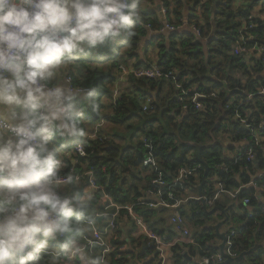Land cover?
<instances>
[{"label":"trees","instance_id":"trees-1","mask_svg":"<svg viewBox=\"0 0 264 264\" xmlns=\"http://www.w3.org/2000/svg\"><path fill=\"white\" fill-rule=\"evenodd\" d=\"M160 1L165 3L169 13L171 3L175 4L173 14L177 19L182 17V1ZM233 1L193 0V17H198L200 10L205 20L202 30L203 37L210 38L207 46L181 32L170 35L168 45L161 36L157 66L163 78L149 80L129 76L126 91L113 102V112L107 118L112 127L108 134L97 125L102 119L101 113L90 120L93 127H98L101 139L89 141L88 157L80 161L94 171L96 179L119 206L134 204L138 197H146L148 191L154 193L150 199L155 202L161 199L170 204L177 199L184 201L179 209L191 231L186 240L181 233L160 227L165 221L168 223L169 209L144 206L135 209L152 232L167 235L169 242L182 241L172 248V264H195L192 258L219 252L220 239L215 225L223 221L225 215L220 210L210 213L215 207L227 210L228 221L223 225L227 227L226 252L233 258L244 254L243 259L232 264H264V178L256 180L259 190L244 187L264 169V94L261 93L264 58L247 60L230 54L235 34L255 7L262 4L264 11V0H252L246 7L239 8L233 6ZM214 7L216 10L212 12ZM145 21L153 30L161 28L155 16L146 15ZM259 33L264 43L263 25ZM144 36L141 32L133 38L130 52L136 50ZM120 63L116 57L108 70L101 73L105 77L101 100L111 93L110 86L116 78L114 70ZM169 73L172 75L168 77ZM146 104L148 110L144 111ZM197 104L200 109H196ZM244 120L249 122L245 124ZM222 135L237 145H245L242 148L225 146L220 141ZM198 149L200 160L196 157ZM236 149L238 154L230 159L227 152ZM250 150L255 161L248 162ZM146 158L152 160L148 167L143 166ZM201 161L209 166V171L199 192L205 172ZM182 170L187 172L184 176H181ZM217 185L224 193L222 199L214 200ZM238 188L241 191L236 198L225 193ZM189 189L194 190L197 197L185 199ZM170 193L174 199L169 198ZM200 196L205 204L199 200ZM245 199H250L248 206L243 204ZM134 233L138 234L137 239L131 237L135 257L143 258L151 253L156 262L157 254L148 249V239L137 230ZM191 239L194 244L189 242ZM130 253H123V259Z\"/></svg>","mask_w":264,"mask_h":264},{"label":"clouds","instance_id":"clouds-1","mask_svg":"<svg viewBox=\"0 0 264 264\" xmlns=\"http://www.w3.org/2000/svg\"><path fill=\"white\" fill-rule=\"evenodd\" d=\"M147 7L0 0V264H112L108 228L128 217L80 161L102 111L101 73L151 36Z\"/></svg>","mask_w":264,"mask_h":264},{"label":"built area","instance_id":"built-area-1","mask_svg":"<svg viewBox=\"0 0 264 264\" xmlns=\"http://www.w3.org/2000/svg\"><path fill=\"white\" fill-rule=\"evenodd\" d=\"M163 15H166V10H163ZM150 25V24H149ZM264 26V14L263 15H257V14H251L247 20H245V24L241 27L240 30L237 31V34L234 36V42L232 44L230 54L232 56H238L243 58H248V60L255 59V58H264V44L261 42V35L259 33L260 26ZM197 35H201V30L193 26ZM181 27L178 25H174L169 23L168 20H164L161 24V28L158 30L159 32H178V30ZM153 29V28H152ZM120 71L122 72L123 76H134L137 79H149V80H158L163 78L164 74L160 70V68L156 66L144 68H134V67H126V66H120ZM172 74L169 73L167 76H171ZM261 93L264 94V88L261 91ZM122 91L119 88H116L112 92V102L116 103L117 100L121 97ZM240 105V104H239ZM201 106L199 104L196 105V109H200ZM148 110L147 104L144 105V111ZM243 123L247 124L249 121L244 120ZM263 125H264V119H263ZM250 127L249 125H247ZM99 127V126H98ZM95 133L91 136V140L101 139L99 136L97 129ZM252 128V126H251ZM257 141H259V137L255 135L254 137ZM245 143L241 144L244 146ZM88 157L87 152L85 151L84 158ZM247 161H255L254 154L251 153V150L247 154ZM150 164H152L151 158H146V160L143 162L144 167H148ZM93 171V170H92ZM94 173V171H93ZM187 172L185 170H182L181 176H184ZM264 178V169L260 170L255 178L244 187H253L256 190H259V186L256 182V180L263 179ZM161 185H165L164 182H160ZM219 193H224V191L221 189L220 185L216 186ZM241 191V188L231 190V191H225L231 198H236L239 192ZM146 197H138L134 204H127L124 206H117V216H120L121 214H124L125 216L131 218L135 224V226L139 229V231L148 239V249H151V251H155L157 254V264H172V248L175 246L178 242H169L168 236H160L155 232H152L147 224L145 223L143 217L139 216L135 209L136 207H147L150 209H157V208H167L171 211L168 219L169 229L173 230L175 233H181L183 235V238H187L190 236L191 231L188 228L187 222L182 215L180 211V206L182 204V200H178L174 204H170L166 201H163L162 199L155 202L150 199L154 193L151 191H148L145 193ZM170 199H174L173 193L169 194ZM214 200H216V195L214 197ZM213 200V201H214ZM245 206H248L250 204V199H245L243 201ZM124 211V213H121ZM117 227L114 229L109 227L108 231L113 232ZM186 240V239H185ZM191 244H194V240L189 241ZM209 257L211 258L209 260ZM208 261V264H219L224 261V258L222 254L219 252H216L214 254L205 255L202 257H195L192 258V261L195 264H201V261Z\"/></svg>","mask_w":264,"mask_h":264},{"label":"crops","instance_id":"crops-1","mask_svg":"<svg viewBox=\"0 0 264 264\" xmlns=\"http://www.w3.org/2000/svg\"><path fill=\"white\" fill-rule=\"evenodd\" d=\"M180 1H182V3H183V10L181 13L182 17L179 19H177L175 17V15L173 14V10L176 8V5L171 3V5H170L171 11L169 13L165 3H163L160 0H154L153 3L147 2L148 7L145 9V11L148 12V15H152V16H155L157 18V23H158V25H160V27H161V24L163 23L164 20H168L169 23L174 24V25H178L181 27L178 30V32H181V34L192 35L197 41H199L204 47H206L210 38H204L203 37L202 27L205 26V20L202 16H200L201 15L200 10L198 12V14H199L198 17H193V8H194L193 0H190L191 3H187L185 0H180ZM251 2H252V0H234L233 6L235 8L246 7ZM261 5L262 4H260L258 7H255L252 14L263 15L264 11L262 10ZM163 10H166L165 16L163 15ZM213 10H216V8L214 7V9H212V12H215ZM244 24H245V21L243 22L242 26ZM193 26H195L196 28L201 30V35H197ZM174 33H177V32H162L161 33L158 30H152L151 36H149L145 33V36L141 39L140 43L137 45L136 50L133 52H130L131 48L129 45H125L124 47L127 50L124 51L122 55L117 56L118 61L121 62L120 66L137 68V67H149V66L152 67V66L158 65L159 53H160L159 48H158V43H159L160 37L163 36L161 38H165V40H166L165 44L168 45L169 44L168 37ZM130 54H131V56H130ZM111 62H112V60H110L108 62L109 66H110ZM119 68L114 70V75L116 78H115V82L112 83L111 86H113V88H115V89L119 88L122 91V89L120 88V84L125 82V81H128L129 76L124 77ZM262 76L264 77V73ZM111 86H110V89H111ZM115 89H112L111 93ZM126 89H127V85H126ZM126 89L124 91H122V93H124L126 91ZM111 93L108 96H106L108 98L107 102L104 105H102L103 103H101V105H102L101 114H104V116H102L101 121H98V123H97V125L98 126L100 125L101 129H103V131H105V132L110 131L112 128L111 123L107 120V118H109V116L113 112V110H112L113 102L111 99ZM102 100H105V99L102 98ZM87 123L89 125V135L91 137L95 133L96 127H93L90 120ZM224 145L235 146V147L241 146V144L237 145V143H233L232 141H231V143L227 142V144H224ZM227 153L229 154V158L232 159L235 155L238 154V150L237 151L231 150V151H228ZM81 164L87 165V163H81ZM187 191H192V190L189 189ZM215 195H216V199H217V198H220L222 196V193H219L217 190V193ZM222 198H220V199H222ZM124 216H125L124 214H121L118 217L122 218ZM116 223L119 225L120 220H117ZM160 227L162 229H167L169 227V224L165 221V223L161 224ZM117 228L118 229L121 228L119 232H109L111 250H112V253H111L112 264H151V263L157 264V260H156V262L153 261L155 259V255H151V253H150V255L143 257V258L135 257L136 250L134 249V247L131 243V241H132L131 237H135L136 239L138 238V234L134 233L136 230L138 233H140V234H142V233L139 231L138 228L135 227V224L131 218L128 217V219L126 221H124V227L117 226ZM223 228H225V227H222V231L226 232L223 230ZM131 232H133V233L131 235H129ZM101 243H103V241H101ZM104 250L105 249H103V248L97 247L96 248V254L101 255ZM127 251L132 252V253H130L128 255L127 259L125 260V259H123L122 256H123V253H126Z\"/></svg>","mask_w":264,"mask_h":264},{"label":"water","instance_id":"water-1","mask_svg":"<svg viewBox=\"0 0 264 264\" xmlns=\"http://www.w3.org/2000/svg\"><path fill=\"white\" fill-rule=\"evenodd\" d=\"M248 60V58H246ZM196 157L197 159L200 160V149L197 150L196 152ZM202 162V161H201ZM205 167V172H204V177L201 181V184L198 187L199 192H201L203 185L205 183V176L208 174L209 171V166L206 163H203ZM199 200L205 204V199L202 198V196H200ZM220 210L222 212V214L225 215V219L221 222H219L217 225H215V230H216V235L217 237L220 239V244H219V251L222 254L224 261L222 263L219 264H232L237 260L243 259L244 258V254H242L241 256L237 257V258H233L231 257L227 252H226V246H227V242H228V238H227V233L222 231V227L223 225L228 221V216H227V210L221 209L220 207H215L214 209H212L210 211V213H214L216 211Z\"/></svg>","mask_w":264,"mask_h":264},{"label":"rangeland","instance_id":"rangeland-1","mask_svg":"<svg viewBox=\"0 0 264 264\" xmlns=\"http://www.w3.org/2000/svg\"><path fill=\"white\" fill-rule=\"evenodd\" d=\"M126 85H127V81H125V82H123V83H121L120 84V88L122 89V91H124L125 89H126ZM112 89H115V88H113V86H111V89L110 90H112ZM104 99L105 100H102L101 101V103H103L102 105H104L106 102H107V97H104ZM144 106V105H143ZM102 116H104V114H102ZM98 131V130H97ZM103 133V132H102ZM106 133V132H105ZM105 133H103L104 135H106ZM110 133V132H109ZM107 134H108V132H107ZM227 140H226V139ZM220 141L222 142V144H227V142L228 143H231V140L229 139V137L228 136H226V135H222L221 136V139H220ZM226 146V145H225ZM195 197H197V195H196V193H195V191L193 190V191H187V193L185 194V197L184 198H195ZM223 230L224 231H227V227H225V228H223Z\"/></svg>","mask_w":264,"mask_h":264}]
</instances>
